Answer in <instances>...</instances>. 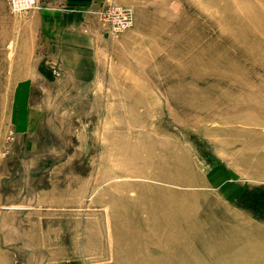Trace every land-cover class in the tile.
<instances>
[{
  "label": "rangeland",
  "instance_id": "1",
  "mask_svg": "<svg viewBox=\"0 0 264 264\" xmlns=\"http://www.w3.org/2000/svg\"><path fill=\"white\" fill-rule=\"evenodd\" d=\"M37 9L0 0V264H264V0L110 2L65 56Z\"/></svg>",
  "mask_w": 264,
  "mask_h": 264
},
{
  "label": "crops",
  "instance_id": "2",
  "mask_svg": "<svg viewBox=\"0 0 264 264\" xmlns=\"http://www.w3.org/2000/svg\"><path fill=\"white\" fill-rule=\"evenodd\" d=\"M120 0H37L38 9L31 11L39 38L47 43L48 54L72 55L87 49L92 34L89 21L101 6Z\"/></svg>",
  "mask_w": 264,
  "mask_h": 264
},
{
  "label": "built area",
  "instance_id": "3",
  "mask_svg": "<svg viewBox=\"0 0 264 264\" xmlns=\"http://www.w3.org/2000/svg\"><path fill=\"white\" fill-rule=\"evenodd\" d=\"M14 9H18L19 11L25 10L27 8L34 6V0H10ZM99 15L105 19L106 15L112 17V23H119L120 19L123 17L119 9L113 6H110L108 10L100 11ZM105 16V17H104ZM107 18V17H106ZM117 29V28H116ZM115 29V30H116Z\"/></svg>",
  "mask_w": 264,
  "mask_h": 264
}]
</instances>
